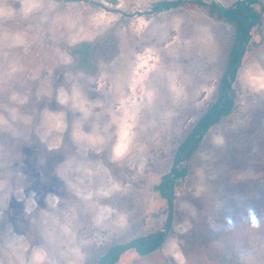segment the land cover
Segmentation results:
<instances>
[{"label": "rangeland", "instance_id": "obj_1", "mask_svg": "<svg viewBox=\"0 0 264 264\" xmlns=\"http://www.w3.org/2000/svg\"><path fill=\"white\" fill-rule=\"evenodd\" d=\"M155 1L0 0V264H97L157 231L115 264H264V0L171 206L157 185L218 96L232 26Z\"/></svg>", "mask_w": 264, "mask_h": 264}, {"label": "trees", "instance_id": "obj_2", "mask_svg": "<svg viewBox=\"0 0 264 264\" xmlns=\"http://www.w3.org/2000/svg\"><path fill=\"white\" fill-rule=\"evenodd\" d=\"M189 2H192L198 6L205 7L210 14H213L219 19H222L225 22L229 23L232 26V36L225 68L217 86L219 96L196 120L190 131L178 146L175 158L191 143H195L192 150L181 159H179V161L185 159L188 155H190V153L196 148L207 130L212 125L216 124L222 116L230 112L233 101L228 98L227 94L221 95V93H223L226 90L227 85L234 80L237 71L236 63L240 58V49L244 45L245 51L246 46L248 45L251 38V28L260 22L259 14L254 7V4H256L258 0H234L227 6L221 5L215 1L157 0L152 3L151 8L153 11L158 12L177 8ZM184 174L185 169L183 167L179 169L176 167L171 168L170 172L164 174L157 185V188H159L161 194L168 197L169 183H172L173 185L175 179L182 177ZM163 235V231H157L144 236L136 237L130 240L125 246L121 244L113 245L99 257L97 264H115L119 255L126 248H134L137 253L145 255L160 246Z\"/></svg>", "mask_w": 264, "mask_h": 264}, {"label": "water", "instance_id": "obj_3", "mask_svg": "<svg viewBox=\"0 0 264 264\" xmlns=\"http://www.w3.org/2000/svg\"><path fill=\"white\" fill-rule=\"evenodd\" d=\"M243 50H244V45L240 49V58H239V61L236 64L237 67H239L240 64H241V55H242ZM223 94H227V96H228V98L230 100L233 99L234 90L231 87V83L228 84V86H227V88H226V90L224 91ZM194 145H195V143H191L185 150H183L179 155H177V157L174 158V161H173V164H172L171 168L176 167L177 162L179 161V159H181L183 156L188 154L192 150ZM172 199H173V186H172V183H169V192H168V197H167L169 206H171ZM170 216H171V209H170ZM170 221H171V219H170ZM169 224H170V222H169ZM121 245L125 246L127 244H121Z\"/></svg>", "mask_w": 264, "mask_h": 264}, {"label": "flooded vegetation", "instance_id": "obj_4", "mask_svg": "<svg viewBox=\"0 0 264 264\" xmlns=\"http://www.w3.org/2000/svg\"><path fill=\"white\" fill-rule=\"evenodd\" d=\"M244 48H245V46H244ZM244 51V50H243ZM242 55H243V52H242ZM242 55H241V60H242ZM239 61V60H238ZM237 64V63H236ZM237 67V66H236ZM238 68V67H237ZM231 84H232V82H230ZM228 86V85H227ZM224 93V92H223ZM223 93H221V95L223 94ZM226 95V94H225ZM218 96H219V93H218ZM217 96V97H218Z\"/></svg>", "mask_w": 264, "mask_h": 264}]
</instances>
